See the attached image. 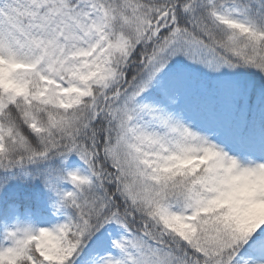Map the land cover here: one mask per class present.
Returning a JSON list of instances; mask_svg holds the SVG:
<instances>
[{
	"label": "snow or ice",
	"instance_id": "snow-or-ice-1",
	"mask_svg": "<svg viewBox=\"0 0 264 264\" xmlns=\"http://www.w3.org/2000/svg\"><path fill=\"white\" fill-rule=\"evenodd\" d=\"M0 264H264V0H0Z\"/></svg>",
	"mask_w": 264,
	"mask_h": 264
}]
</instances>
